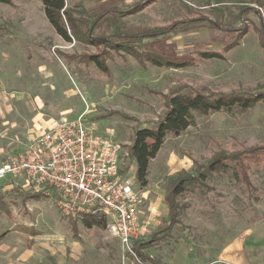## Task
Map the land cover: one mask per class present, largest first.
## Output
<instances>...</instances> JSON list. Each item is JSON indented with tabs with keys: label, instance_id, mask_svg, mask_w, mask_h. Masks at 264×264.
<instances>
[{
	"label": "rangeland",
	"instance_id": "rangeland-1",
	"mask_svg": "<svg viewBox=\"0 0 264 264\" xmlns=\"http://www.w3.org/2000/svg\"><path fill=\"white\" fill-rule=\"evenodd\" d=\"M65 0L76 17L110 7L142 10L104 28L132 33L165 28L183 20L207 19L245 35L199 28L162 36V58L182 68L156 67L138 62L123 51L107 49L108 73L87 63L86 57L103 48L64 42L48 24L38 0H11L0 4V98L11 112L0 119V160L23 151L47 127L49 118L84 115L101 136L121 147L123 175L135 178L128 160L136 125L149 127L165 111L172 91L264 92V5L247 4L245 18L234 5L218 0ZM262 2L264 0H261ZM131 8V9H132ZM264 35V31H263ZM264 146V102L242 114L215 113L197 117L194 126L169 137L150 162L147 184L134 179L140 198L138 218L144 229L138 241L151 246L141 254L159 264H192L217 252L240 234L264 237V166L252 173V187L228 176L214 175L206 188L186 195L181 202L180 224L159 233L167 224L165 196L169 183L180 173L192 174L222 149L240 152ZM0 264H148L131 259L106 232L82 228L78 239L57 209L52 195H38L22 176L0 182ZM36 196V197H35ZM158 235L153 238L152 234ZM133 247V244H132Z\"/></svg>",
	"mask_w": 264,
	"mask_h": 264
},
{
	"label": "trees",
	"instance_id": "trees-1",
	"mask_svg": "<svg viewBox=\"0 0 264 264\" xmlns=\"http://www.w3.org/2000/svg\"><path fill=\"white\" fill-rule=\"evenodd\" d=\"M42 5L44 17L52 27L56 35L64 42L76 41L95 48L103 47L98 54H90L86 57L89 64L95 66L100 72L107 74L106 65L107 49L123 51L133 56L138 62H149L156 67L182 68L184 65L169 58H162L161 51L162 36L178 35L199 28H215L219 31L245 35V29H228L221 23L211 22L207 19L183 20L165 28H154L138 30L132 33H121L112 31L105 34L104 28L112 23L142 10L141 5L136 4L129 10L110 7L97 10L89 14L75 16L73 10L67 9L65 0H38ZM145 0L143 3H146ZM153 1V0H149ZM206 6H210L209 0ZM257 3L264 5L261 0H218L217 5L224 7L234 5L239 8V16L245 18L251 9L247 4ZM0 4L10 5L11 0H0ZM264 26L260 33L262 38ZM165 111L149 127L136 125L133 129L130 145L127 148V156L130 163L135 166V181L142 187L147 184L148 168L150 162L156 157L159 150L169 137L180 136L189 127L194 126L197 117H205L215 113L226 115L242 114L252 109L256 104L264 102V92L250 93L237 91L231 93H207L192 92L182 94L180 91H172L165 98ZM264 166V146L251 147L240 152H226L219 149L216 154L209 158L204 164L196 165L192 174L180 173L169 183L165 196L167 206V224L159 233H168L180 224L181 202L186 195H194L206 188V181L211 180L214 175L228 176L234 182L242 183L246 188L252 187L251 175ZM129 166L121 170L123 175ZM43 195V192L36 193ZM36 197V196H35ZM0 199H2L0 195ZM85 230L96 228L106 229L105 218L99 215H87L80 220ZM70 231L74 239H78L77 221L69 222ZM158 234H152L155 238ZM155 239L140 243H133V253L142 262L148 264H159L148 256L141 254V249L151 246ZM131 259L134 256L128 255Z\"/></svg>",
	"mask_w": 264,
	"mask_h": 264
},
{
	"label": "built area",
	"instance_id": "built-area-1",
	"mask_svg": "<svg viewBox=\"0 0 264 264\" xmlns=\"http://www.w3.org/2000/svg\"><path fill=\"white\" fill-rule=\"evenodd\" d=\"M121 170L119 144L101 136L84 115L60 116L23 151L0 160V182L24 177L34 193L52 195L59 212L71 220L102 216L110 238L135 257L140 198L134 178Z\"/></svg>",
	"mask_w": 264,
	"mask_h": 264
},
{
	"label": "crops",
	"instance_id": "crops-1",
	"mask_svg": "<svg viewBox=\"0 0 264 264\" xmlns=\"http://www.w3.org/2000/svg\"><path fill=\"white\" fill-rule=\"evenodd\" d=\"M1 95V94H0ZM11 112L9 105L0 98V119ZM56 118H49L47 127ZM46 127V128H47ZM144 229L141 228V231ZM141 232V233H142ZM192 264H264V237L255 239L250 233L240 234L217 252H209L207 257L195 259Z\"/></svg>",
	"mask_w": 264,
	"mask_h": 264
}]
</instances>
